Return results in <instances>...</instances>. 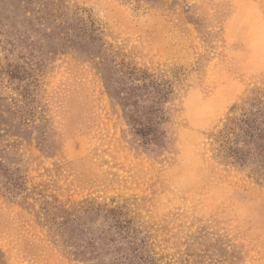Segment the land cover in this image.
I'll use <instances>...</instances> for the list:
<instances>
[{
	"label": "rangeland",
	"instance_id": "obj_1",
	"mask_svg": "<svg viewBox=\"0 0 264 264\" xmlns=\"http://www.w3.org/2000/svg\"><path fill=\"white\" fill-rule=\"evenodd\" d=\"M127 63L182 70L162 150L133 143ZM232 107L248 168L208 152ZM88 196L132 200L143 264H264V0H0V264L131 256L44 226L42 197Z\"/></svg>",
	"mask_w": 264,
	"mask_h": 264
},
{
	"label": "trees",
	"instance_id": "obj_2",
	"mask_svg": "<svg viewBox=\"0 0 264 264\" xmlns=\"http://www.w3.org/2000/svg\"><path fill=\"white\" fill-rule=\"evenodd\" d=\"M123 68L126 78L123 82L122 102L130 103L128 107L132 108L126 113V121L133 143L144 151L162 150L169 143L172 135L170 131L172 126H175L172 118L174 111L166 105L172 104L176 90L184 87L183 73H179L182 70L172 69L167 73L169 77L154 79L146 70L135 65L122 64ZM126 84L130 86L126 87ZM234 109H230L221 128L207 134L208 152L214 161L231 160L232 164L239 168H248L252 162L248 161L247 153L243 147H234L233 143V140L239 137L237 131H242L240 121L231 117ZM251 137L249 136L250 140ZM248 176L257 180L253 173ZM99 183L100 181H97V188ZM130 202L132 200L116 197L88 196L63 205L42 197L40 212L44 226L54 229L60 238H85L84 244L90 250L89 255L95 252L93 249L97 244L96 239L102 241L106 238H120L130 246L131 256L122 254L109 264H134L136 260L143 264L149 260H146L142 252L144 240L138 238L140 232L135 224L136 217L132 210L134 205ZM93 228L100 233L94 236ZM66 243V240L62 242L65 246ZM83 254L86 255L87 250ZM151 264H154L152 259Z\"/></svg>",
	"mask_w": 264,
	"mask_h": 264
}]
</instances>
